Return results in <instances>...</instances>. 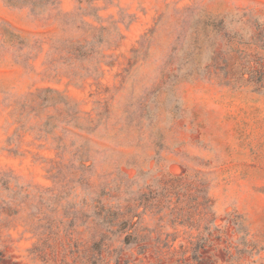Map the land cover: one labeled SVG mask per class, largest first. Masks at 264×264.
<instances>
[{
    "label": "rangeland",
    "instance_id": "374dc122",
    "mask_svg": "<svg viewBox=\"0 0 264 264\" xmlns=\"http://www.w3.org/2000/svg\"><path fill=\"white\" fill-rule=\"evenodd\" d=\"M0 264H264V0H0Z\"/></svg>",
    "mask_w": 264,
    "mask_h": 264
}]
</instances>
